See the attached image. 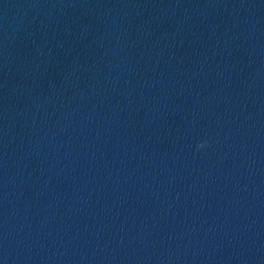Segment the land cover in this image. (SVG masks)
<instances>
[{"label": "water", "instance_id": "1", "mask_svg": "<svg viewBox=\"0 0 264 264\" xmlns=\"http://www.w3.org/2000/svg\"><path fill=\"white\" fill-rule=\"evenodd\" d=\"M0 264H264V0H0Z\"/></svg>", "mask_w": 264, "mask_h": 264}, {"label": "clouds", "instance_id": "2", "mask_svg": "<svg viewBox=\"0 0 264 264\" xmlns=\"http://www.w3.org/2000/svg\"><path fill=\"white\" fill-rule=\"evenodd\" d=\"M201 147H203V145H201Z\"/></svg>", "mask_w": 264, "mask_h": 264}]
</instances>
